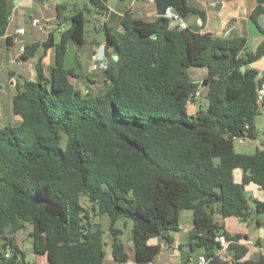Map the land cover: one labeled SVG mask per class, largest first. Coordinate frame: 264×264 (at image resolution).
<instances>
[{"label":"trees","instance_id":"16d2710c","mask_svg":"<svg viewBox=\"0 0 264 264\" xmlns=\"http://www.w3.org/2000/svg\"><path fill=\"white\" fill-rule=\"evenodd\" d=\"M90 2L107 11L103 0ZM154 2L152 21L127 13L123 31L105 25L108 68L99 93L77 88L76 67L65 64L68 43L85 40L82 9L53 45L50 74L37 62L36 79L16 85L11 109L21 121L0 127V264H28L14 239L26 224L32 249L48 253L49 264H103L104 229L90 211L107 215L111 254L120 263L128 254L116 222L126 227L130 220L134 261L145 264L160 249L148 240L178 230L183 209L193 212L188 245L202 248L205 264H264V255L238 260L246 249L236 245L230 246L233 260H223L216 236L241 235L220 231L213 216L245 220L264 210V201L256 199L250 200L252 210L245 192L249 183L264 191V147L252 153L235 149L236 138L258 135L262 80L249 64L264 55V43L248 51L244 37L170 26L164 8L172 6L185 17L192 11L187 0ZM263 2L258 0L253 19L264 12ZM8 16V0H0V36ZM35 49L36 44H26L21 57H31ZM192 66L206 67L201 79L206 108L189 114L198 87L188 72ZM236 168L242 170L239 183L233 178Z\"/></svg>","mask_w":264,"mask_h":264},{"label":"crops","instance_id":"0c3cea01","mask_svg":"<svg viewBox=\"0 0 264 264\" xmlns=\"http://www.w3.org/2000/svg\"><path fill=\"white\" fill-rule=\"evenodd\" d=\"M103 2L107 7V11L95 9V17L98 25L102 26L103 29H105V25H108L114 27L118 31H123L124 29L121 25V21L127 13H130L133 17L147 21H152L157 17V7L154 1L103 0ZM187 2L192 11L183 17V19L192 31L200 34L210 33L222 38L244 37L246 39V49L248 51H255L260 44L264 43V12L258 14L255 19L251 17L254 9L258 5V0H187ZM58 5H61L59 11H57ZM261 5L264 7V2L261 3ZM8 9L11 20L8 23L5 34L0 36V127L6 124L15 125L21 121L20 115L13 114L11 109V99L16 91V85L24 79H36L37 62H40L47 76L50 74L53 63V45L57 44L60 40L61 30H59L57 26L62 25L63 30L69 27L71 15L82 8L71 0H54L52 3H50L49 0H8ZM89 10H91V8H89ZM195 11H199L200 13H196ZM38 12L41 16L39 15L40 17L37 18H42L43 20L44 18L48 19V26L46 30H38V33H36L34 27L30 24V18L36 17L34 14ZM100 17H104V19ZM16 28H24V33L20 35L21 42L25 44H36L33 55L27 59L21 57L23 52L21 53L19 51L17 44H14L12 41H10L9 44L7 42V37H10ZM50 33L52 34L51 37L49 36ZM69 44L70 43L67 45V49ZM104 44L105 41L98 43L94 42L92 52H101V46L104 47ZM90 55L87 56L89 59ZM77 66L81 68L78 63ZM249 66L257 71L258 78L262 80L261 88L264 89V55L250 63ZM85 69V72L80 74L75 70L76 76L72 78L74 85L81 91L91 90L92 86L98 84L100 78V76L97 75L98 72L93 75V72H89V67H85ZM87 72L90 73V75H88ZM189 75L193 80L197 81V75L190 73ZM102 79L104 82L103 77ZM204 88L205 86L201 91L202 98L200 96L196 101L189 104L192 113L202 108V106L206 108ZM263 117L264 105L260 108V113L255 119L256 128L258 130L257 137L255 139H246L241 142H236L235 149L237 151L252 153L257 148L264 147V133L262 132L264 130ZM233 178L234 181L238 183L241 182L242 170L240 168L234 169ZM245 192L249 201L255 199L264 201V191L260 190L254 183L247 184L245 186ZM250 205L253 210L254 204L252 201H250ZM101 216L107 217V215H100V217ZM213 216L219 222V225L222 226L220 231L226 230L231 236L241 235V237L235 240L226 239L227 245L225 246L220 245L217 253H222L221 258L223 260L227 262L233 260L234 249L230 247L232 245L243 246L246 249L244 255L238 259L240 261L257 260L260 256L264 255V210L260 213L252 211L250 216L245 220L235 216L221 218L218 213L213 214ZM121 221L122 220H118L116 222V226L119 228H122V226H120ZM100 224L104 229V235L107 233L108 237H106L109 239L108 243L103 235L104 242L106 243L104 247L105 258L103 264H105V261H107L108 264H136L134 261V249L133 242L130 239V233L129 236L126 237V240L123 238L124 233L120 235V239L124 243L128 254V260L125 263H120L115 261L111 254V239L108 233L109 219L106 229L103 227L102 223ZM193 226L192 210H180L178 230L166 231L148 240L149 244L158 245L160 248L151 264H195L197 256L203 254V250L199 247L192 249L188 245ZM17 233H19V231ZM244 235H246V237ZM18 245L20 246L19 243ZM183 253H186L185 257H183ZM35 254H37L38 260L32 264H49L51 262V257L48 253H39L35 251Z\"/></svg>","mask_w":264,"mask_h":264},{"label":"rangeland","instance_id":"374dc122","mask_svg":"<svg viewBox=\"0 0 264 264\" xmlns=\"http://www.w3.org/2000/svg\"><path fill=\"white\" fill-rule=\"evenodd\" d=\"M49 1L50 3H52L54 0H49ZM71 1H74L75 3H77L84 10L85 18H86L85 40L83 44H75V43L69 42L70 44H69V47L65 55V64L67 66L76 67L77 73L80 74L82 72H85L86 70L85 67L87 68L89 67L90 59L87 56L93 53L92 51H93L94 42L98 43V42L105 41V32H104L103 27L98 25L97 19L95 17V11L98 10V8H95V6L92 5L90 0H71ZM89 8H91V10H89ZM34 15L36 17L41 16L39 12L35 13ZM100 18L104 19V17H100ZM38 30L39 29L37 27H34V31L36 33H38ZM77 63L80 65L81 68L77 66ZM102 71L103 70L99 69L93 72V75L94 73L96 74L98 72L97 75L100 76L98 84H95L94 86L91 87L92 93L94 94L99 93L103 88L102 85L104 82L102 79L103 77ZM188 72L190 74L197 75L198 76L197 80H201L202 77L207 74L206 67L204 66H192L189 68ZM90 73H88V75H90ZM190 103H188L187 105V111L189 114L192 113V111H190L191 108L189 107ZM202 109L205 110V107L202 106ZM263 121H264V117H263ZM236 142H239V141L236 140ZM81 203L85 208H87L90 211V203L87 200V197L82 196ZM90 216L93 218L94 221H99L100 223H102L103 227L106 229V226L108 223L107 217L97 216L93 213V211H90ZM131 225H132V222L130 220H128V226L126 227L123 226L122 221L120 222V226L123 227V233H124L123 238L125 240H126V237L129 236ZM30 230H31V226L26 224V227L22 229L21 231H19V233H17L15 236L16 241L20 244L21 249H23L25 253V260L28 264H32L33 262H37L38 260L37 254H35V251L32 249L31 240L28 237V232ZM106 236L108 237L107 233L106 235H104V239L108 241L109 243V239H107ZM105 264H108V262L105 261Z\"/></svg>","mask_w":264,"mask_h":264},{"label":"built area","instance_id":"2783aa9c","mask_svg":"<svg viewBox=\"0 0 264 264\" xmlns=\"http://www.w3.org/2000/svg\"><path fill=\"white\" fill-rule=\"evenodd\" d=\"M149 1H154V0H149ZM162 15L169 21L170 26H177L179 29H185L188 27L186 21L183 19V16L176 11L172 6H166L163 10ZM11 16H8V22H10ZM48 19L44 20L42 18H30V24L32 27H37L39 30H46L48 26ZM57 28L59 30H63L62 25H58ZM24 33V28H16L14 33L10 35V39L14 44H17L19 47V51L22 53L25 49L26 44L24 42L20 41V35ZM108 68V57L104 52V47L101 46V52H93L90 55V64H89V72H95L99 69L101 70H106ZM198 81V87L196 91L194 92L195 98H199L202 96L201 91L202 88L204 87L203 81L202 80H197ZM1 91V88H0ZM264 99V89L263 88H258L257 89V102L261 103ZM235 140L241 142L242 139L236 138ZM216 240L221 244V245H227V240L223 234H218L216 236ZM252 243V242H250ZM220 257H222V253L218 252L217 253ZM206 258L203 254L197 256L196 263L195 264H205L206 263Z\"/></svg>","mask_w":264,"mask_h":264},{"label":"water","instance_id":"95a60500","mask_svg":"<svg viewBox=\"0 0 264 264\" xmlns=\"http://www.w3.org/2000/svg\"><path fill=\"white\" fill-rule=\"evenodd\" d=\"M151 36H152V37H155L156 34H155V33H152ZM113 59H117V55H114V56H113ZM241 70L244 71V66L241 67ZM185 256H186V253H185V254L183 253V257H185ZM151 263H152V261H150V262H148V263H145V264H151Z\"/></svg>","mask_w":264,"mask_h":264}]
</instances>
